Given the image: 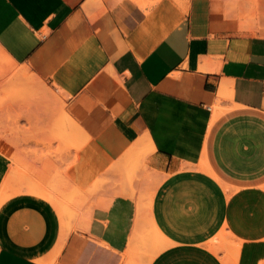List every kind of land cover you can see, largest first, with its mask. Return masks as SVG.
Returning a JSON list of instances; mask_svg holds the SVG:
<instances>
[{"label":"crops","instance_id":"obj_1","mask_svg":"<svg viewBox=\"0 0 264 264\" xmlns=\"http://www.w3.org/2000/svg\"><path fill=\"white\" fill-rule=\"evenodd\" d=\"M7 58L62 96L84 140L143 150L149 170L65 204L64 221L0 177V264H125L145 195L168 244L144 264H225L226 234L237 264L264 262V0H0Z\"/></svg>","mask_w":264,"mask_h":264},{"label":"rangeland","instance_id":"obj_2","mask_svg":"<svg viewBox=\"0 0 264 264\" xmlns=\"http://www.w3.org/2000/svg\"><path fill=\"white\" fill-rule=\"evenodd\" d=\"M4 82L0 78V85ZM46 85L66 108L62 96ZM53 113L44 102L9 99L0 90V177L5 179L10 192L18 187L34 186L45 193L50 189L52 194L49 196L63 207L65 204L76 205V195L88 196L90 204L107 188L120 185L119 173L122 171L149 170L147 154L143 150L116 156L92 137L90 140L79 136L65 137L59 127L62 116ZM74 144L81 145L82 149L77 152ZM134 260L136 264L145 262L139 256Z\"/></svg>","mask_w":264,"mask_h":264},{"label":"bare ground","instance_id":"obj_3","mask_svg":"<svg viewBox=\"0 0 264 264\" xmlns=\"http://www.w3.org/2000/svg\"><path fill=\"white\" fill-rule=\"evenodd\" d=\"M29 72L30 71L27 67L19 66L12 59L7 58V62L4 64V66L0 70V78H3L5 80L4 84L0 85V90H3L7 94L9 99H13V100H20L22 98L23 99H33V101L35 102L46 103L48 108L54 111L53 114H55L56 112L57 114L60 113V115L62 116V119L59 122V127L63 131L65 137L67 136L83 137L84 135L83 130H81V128H79V126L76 124L73 118L69 116V114H67L65 110V105L62 106L63 101H61L39 77H37L35 74L31 75ZM74 148L78 150L81 148V145H78V146L75 145ZM41 190L42 189H40L39 187L33 188V192L38 193V194L41 193L43 195L49 196L44 191H41ZM76 197H78L76 201L74 202V203L77 202L76 208H79L83 203H86L87 201V198H83L80 195L79 196L76 195ZM11 198L12 197L5 198L4 196H0V207L7 200ZM40 200H43V198L40 197ZM152 203H153V195L151 196L145 195V196L140 197L138 200L136 226H135L134 232L130 239L129 248L124 253V257L126 259V261L124 260L125 264H136L137 262L134 259L138 256L143 257V258L148 257L149 262H150V260L159 251H161L162 248L166 247L168 244L166 242L165 237L162 235V233L160 232L159 228L157 227L155 223L153 213H152ZM55 204L58 207L57 213L59 217L63 219V221L66 219H70L72 217L74 218L75 211L74 210L71 211L72 207H68V209H66L65 207H63L61 203L55 202ZM73 212H74V215H72ZM64 227H65V224H64ZM70 230H71V224L68 226V228L64 229L65 233L66 231H70ZM64 231H63V234H64ZM222 238L225 244H223L222 247L218 245H212L213 249L216 252H219L221 249H224L225 247L227 248L230 247V251H231L229 253L230 256H226L224 259V262L225 264H237L238 256L240 252V245L237 244V242H235L232 238H230L228 234L223 235ZM243 259H245V257ZM244 261L247 262V260H244ZM261 264H264V262Z\"/></svg>","mask_w":264,"mask_h":264}]
</instances>
